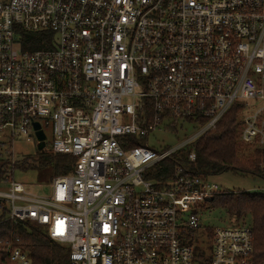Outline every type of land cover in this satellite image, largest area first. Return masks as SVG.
Here are the masks:
<instances>
[{
    "label": "built area",
    "instance_id": "obj_1",
    "mask_svg": "<svg viewBox=\"0 0 264 264\" xmlns=\"http://www.w3.org/2000/svg\"><path fill=\"white\" fill-rule=\"evenodd\" d=\"M234 104L241 143L264 149V0H0V149L45 127L51 152L76 161L47 195L5 178L0 202L68 247L70 264H250L243 223L206 228L209 247L196 248L218 186L180 168L160 186L145 178L180 149L193 162L194 142ZM182 125L200 130L149 145ZM5 251L0 264H31Z\"/></svg>",
    "mask_w": 264,
    "mask_h": 264
},
{
    "label": "trees",
    "instance_id": "obj_2",
    "mask_svg": "<svg viewBox=\"0 0 264 264\" xmlns=\"http://www.w3.org/2000/svg\"><path fill=\"white\" fill-rule=\"evenodd\" d=\"M30 49L43 48L37 37H29ZM239 104H234L216 124L212 132L199 137L193 144L195 160H189L191 147L173 153L146 172L145 178L160 186L174 179L176 170L184 175L206 179L209 176L232 172L264 180V149L245 146L239 138ZM147 138L134 140L133 146H143ZM156 152L169 147L152 148ZM75 159L70 155L40 151L37 167L51 173V182L57 176L71 173ZM5 173V171H4ZM3 172L0 169V180ZM50 182V183H51ZM207 207L224 211L230 218L245 224L248 221L253 236V253L250 264H264V191L223 192L214 196ZM26 251L31 264H70L69 249L51 241L45 230L30 222L11 221L6 207L0 202V263L5 260L9 248Z\"/></svg>",
    "mask_w": 264,
    "mask_h": 264
},
{
    "label": "rangeland",
    "instance_id": "obj_3",
    "mask_svg": "<svg viewBox=\"0 0 264 264\" xmlns=\"http://www.w3.org/2000/svg\"><path fill=\"white\" fill-rule=\"evenodd\" d=\"M200 130L199 127L182 125L175 132H164L156 130L148 137V143L152 147L168 146L173 149L186 140L191 138ZM47 150L51 147V131L49 128H43ZM37 140L32 137L27 141L25 138H19L13 145V151L9 149H0V169L3 172L0 180V191H5L8 185L3 184V180L10 179L14 183L20 184L28 192L36 195H47L50 193L51 173L41 170L37 167L39 160V151L37 150ZM5 171V173H4ZM210 184H215L223 192H259L264 191V180L251 176H242L232 172H224L219 175L209 176L205 179ZM209 206L206 204V207ZM249 225L248 221H245ZM201 229L197 231L199 247L197 250H204L209 247V241L205 238L206 228H231L240 225V221L230 218L224 211L219 209H210L199 217Z\"/></svg>",
    "mask_w": 264,
    "mask_h": 264
},
{
    "label": "water",
    "instance_id": "obj_4",
    "mask_svg": "<svg viewBox=\"0 0 264 264\" xmlns=\"http://www.w3.org/2000/svg\"><path fill=\"white\" fill-rule=\"evenodd\" d=\"M34 129L38 130L39 129V125L38 124H34ZM35 137H36L37 142L39 143L38 147H37V150L41 151L43 149V141L45 139V136H44V134L41 131H39V132L36 133Z\"/></svg>",
    "mask_w": 264,
    "mask_h": 264
},
{
    "label": "flooded vegetation",
    "instance_id": "obj_5",
    "mask_svg": "<svg viewBox=\"0 0 264 264\" xmlns=\"http://www.w3.org/2000/svg\"><path fill=\"white\" fill-rule=\"evenodd\" d=\"M38 144H39V143H37V147H38ZM41 151H47V146H46L45 139H44V141H43V149H42ZM39 152H40V151H39Z\"/></svg>",
    "mask_w": 264,
    "mask_h": 264
}]
</instances>
